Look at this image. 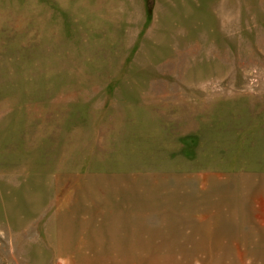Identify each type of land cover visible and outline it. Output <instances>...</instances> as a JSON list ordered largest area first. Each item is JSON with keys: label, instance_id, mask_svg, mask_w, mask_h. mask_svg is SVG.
I'll use <instances>...</instances> for the list:
<instances>
[{"label": "rangeland", "instance_id": "rangeland-1", "mask_svg": "<svg viewBox=\"0 0 264 264\" xmlns=\"http://www.w3.org/2000/svg\"><path fill=\"white\" fill-rule=\"evenodd\" d=\"M0 264H264V0H0Z\"/></svg>", "mask_w": 264, "mask_h": 264}]
</instances>
